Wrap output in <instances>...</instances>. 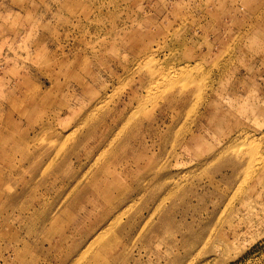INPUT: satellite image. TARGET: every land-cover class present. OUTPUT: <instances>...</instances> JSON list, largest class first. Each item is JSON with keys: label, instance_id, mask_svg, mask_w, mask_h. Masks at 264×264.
I'll return each mask as SVG.
<instances>
[{"label": "rangeland", "instance_id": "obj_1", "mask_svg": "<svg viewBox=\"0 0 264 264\" xmlns=\"http://www.w3.org/2000/svg\"><path fill=\"white\" fill-rule=\"evenodd\" d=\"M0 264H264V0H0Z\"/></svg>", "mask_w": 264, "mask_h": 264}, {"label": "bare ground", "instance_id": "obj_2", "mask_svg": "<svg viewBox=\"0 0 264 264\" xmlns=\"http://www.w3.org/2000/svg\"><path fill=\"white\" fill-rule=\"evenodd\" d=\"M89 121V120H88ZM119 135V134H118ZM116 137V136H115ZM119 138V137H118ZM148 147V146H147ZM95 246V245H94ZM93 247V246H92Z\"/></svg>", "mask_w": 264, "mask_h": 264}]
</instances>
